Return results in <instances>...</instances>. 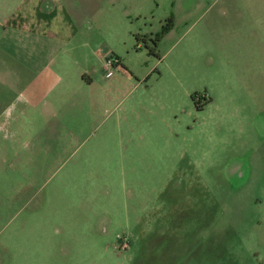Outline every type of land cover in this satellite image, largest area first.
Listing matches in <instances>:
<instances>
[{
  "label": "rangeland",
  "instance_id": "obj_1",
  "mask_svg": "<svg viewBox=\"0 0 264 264\" xmlns=\"http://www.w3.org/2000/svg\"><path fill=\"white\" fill-rule=\"evenodd\" d=\"M28 1L0 0V264H264V0Z\"/></svg>",
  "mask_w": 264,
  "mask_h": 264
},
{
  "label": "crops",
  "instance_id": "obj_2",
  "mask_svg": "<svg viewBox=\"0 0 264 264\" xmlns=\"http://www.w3.org/2000/svg\"><path fill=\"white\" fill-rule=\"evenodd\" d=\"M30 1H32V0H29L28 2H30ZM24 17V16H23ZM19 18H21V16L19 17ZM13 21H15V19H13ZM105 69H106V67H104ZM39 72H41V70H39ZM43 73L41 72L40 73V75H39V81H41L42 80V78H41V75H42ZM36 79V78H35ZM36 81H37V79H36ZM32 84H35V81H30L29 82V84H28V88H27V90L30 92H33L34 90H33V88L35 87V85H32ZM30 100V99H29ZM28 103H30L31 105H35V101L33 100H30V101H28Z\"/></svg>",
  "mask_w": 264,
  "mask_h": 264
},
{
  "label": "trees",
  "instance_id": "obj_3",
  "mask_svg": "<svg viewBox=\"0 0 264 264\" xmlns=\"http://www.w3.org/2000/svg\"><path fill=\"white\" fill-rule=\"evenodd\" d=\"M171 28H172V25L171 24H167V25H165L164 27H163V30L161 31V34L160 35H158L155 39H156V41H158L159 39H161V37L163 36V35H165L167 32H169L170 30H171ZM158 39V40H157Z\"/></svg>",
  "mask_w": 264,
  "mask_h": 264
},
{
  "label": "flooded vegetation",
  "instance_id": "obj_4",
  "mask_svg": "<svg viewBox=\"0 0 264 264\" xmlns=\"http://www.w3.org/2000/svg\"><path fill=\"white\" fill-rule=\"evenodd\" d=\"M162 27H164V26H162ZM162 30H163V29H162ZM167 33H168V32H167ZM167 33H166V34H167ZM157 34H158V33H155V35H154V37H155V38L157 37ZM154 37H153V38H150V39H153V40H155V38H154Z\"/></svg>",
  "mask_w": 264,
  "mask_h": 264
}]
</instances>
